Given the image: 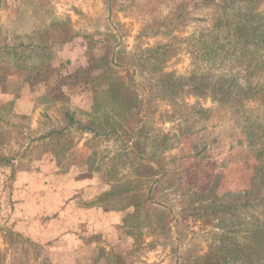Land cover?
<instances>
[{"label":"rangeland","instance_id":"rangeland-1","mask_svg":"<svg viewBox=\"0 0 264 264\" xmlns=\"http://www.w3.org/2000/svg\"><path fill=\"white\" fill-rule=\"evenodd\" d=\"M247 7L240 0H0V157L12 159L0 166V264H264L242 254L253 249L264 200L202 219L136 208L150 183L135 174L120 135L71 128L47 137L73 113L107 131L124 121L106 93L112 72L95 68L117 52L127 63L118 72L136 71L141 98L150 97V135L166 138L160 153L171 179L183 175L197 191L198 176L210 173L216 204L239 199L255 165H264V51L248 57L255 46L235 36ZM254 7L263 21L264 0ZM169 76L177 92L161 86ZM195 83L203 87L194 93ZM166 223L172 232H163Z\"/></svg>","mask_w":264,"mask_h":264},{"label":"trees","instance_id":"trees-1","mask_svg":"<svg viewBox=\"0 0 264 264\" xmlns=\"http://www.w3.org/2000/svg\"><path fill=\"white\" fill-rule=\"evenodd\" d=\"M226 2L229 0H225ZM245 1L247 4V10L241 17L240 22L235 27V36L243 42V45L250 46L251 43L255 46L253 50L247 51V56L251 58H259L257 53L264 51V29L261 31V26L254 23H264V20L260 21L261 15L257 14L254 5L263 0H240ZM254 7V8H253ZM221 22L222 19H218ZM60 30V27L59 29ZM65 34H63L64 36ZM43 48H45L43 46ZM8 49V48H7ZM112 53H108L102 56L98 64L95 66L96 69H100L107 72H112L111 77L108 80L106 89L107 95L115 103L116 107L120 108L121 116L124 121L119 125L112 127L107 131L102 123L86 122L82 123L80 120H76L75 114L73 113L68 118V124L60 130L51 131L47 137H51L54 134L62 135L66 130L75 128L78 132L84 134H91L94 137H108L110 135H120L126 142L127 154L126 157L129 159L131 155L134 158L132 163L135 166V174L140 180L148 181L150 186L148 192L144 195V198H140L133 205L136 208L146 205L163 207L169 213L173 214L177 212V217H188L193 218L206 217L208 214H233L238 210L242 211L243 207L256 206L264 200V165H255L252 185L246 188L243 193H240V198L233 201L223 200L222 203L216 204L217 191L212 186V175L206 173L202 178V187L198 186L199 190L194 191L190 188V179H187L183 175L175 174V177L171 179L170 171L167 168L163 153H160L163 149L165 150L166 138H154L151 137V127L148 124V108L150 107V97L147 101L141 98L138 90V86L135 82L133 72L131 69H125L126 74L121 75L118 70L125 66L126 59L119 53L115 52L113 57ZM131 62V61H128ZM120 67V68H119ZM259 70V68H258ZM255 72L250 73L252 75ZM128 78V79H127ZM164 89L172 86V90L176 91L170 81V76L162 82ZM197 84V85H196ZM202 84L195 83L194 90H202ZM221 93L226 94L225 87H222ZM141 124V125H140ZM251 136V135H250ZM45 137V136H44ZM256 137V136H255ZM254 136H252V143ZM260 156L264 161V153ZM12 164V159L8 157H0L1 165ZM256 178V179H255ZM210 184V186H209ZM162 185L161 196L156 198L154 195ZM207 186L210 188L208 194H206ZM121 193V192H120ZM125 192H122L123 195ZM112 194L108 193L110 197ZM225 198V197H224ZM207 199L209 202L204 201ZM129 204L132 206L131 201ZM212 210V211H211ZM178 212L180 213L178 215ZM177 218V221H178ZM176 221V222H177ZM175 222V223H176ZM170 223L164 224L162 227L163 232H172ZM253 249L249 245L246 246V250H242V254H245L244 260L246 262L260 263L264 261V219H255V230L253 233ZM224 261L230 258V253ZM250 257L253 258L250 260ZM231 259V258H230ZM251 264V263H250Z\"/></svg>","mask_w":264,"mask_h":264},{"label":"crops","instance_id":"crops-1","mask_svg":"<svg viewBox=\"0 0 264 264\" xmlns=\"http://www.w3.org/2000/svg\"><path fill=\"white\" fill-rule=\"evenodd\" d=\"M56 236H60L61 237L62 235H61V233H56ZM85 247H87V246H85Z\"/></svg>","mask_w":264,"mask_h":264}]
</instances>
